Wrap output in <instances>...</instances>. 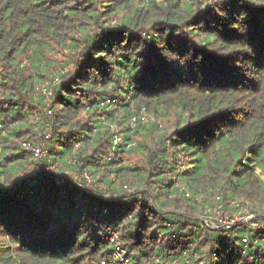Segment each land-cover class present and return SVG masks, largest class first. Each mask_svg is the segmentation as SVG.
Segmentation results:
<instances>
[{"label": "trees", "instance_id": "1", "mask_svg": "<svg viewBox=\"0 0 264 264\" xmlns=\"http://www.w3.org/2000/svg\"><path fill=\"white\" fill-rule=\"evenodd\" d=\"M200 1L0 0V264H124L111 230L127 264H264V235L199 219L217 195L264 216V0ZM143 112L160 139L125 149ZM48 123L62 177L23 146Z\"/></svg>", "mask_w": 264, "mask_h": 264}, {"label": "built area", "instance_id": "2", "mask_svg": "<svg viewBox=\"0 0 264 264\" xmlns=\"http://www.w3.org/2000/svg\"><path fill=\"white\" fill-rule=\"evenodd\" d=\"M206 5H208L210 8L214 7L215 1L213 0H203ZM54 82L58 83L59 79L56 77L54 79ZM44 93H50V91L47 90V88H43ZM116 99H108L105 101V104H115ZM104 104V102H103ZM47 113L51 114L52 109H47ZM33 118L35 119L36 122L39 120V115L35 111L33 114ZM149 119V116L147 113L143 112L139 116V118H134L130 122L131 128L134 129L138 123V121L145 122ZM50 129V123L47 124L46 126V131L44 134L41 136L39 141H30V140H25L23 141V146L26 149H29L32 152L33 155V160L35 161V167L33 168L34 171L37 169V165L41 163L42 159L47 156L48 154V149L46 147V143L51 137V131ZM123 133H118L115 135L113 139V149L117 148V145L123 141ZM137 145V140H131L128 141L125 145V149H130L134 146ZM82 178L87 179L89 183L92 182V177L87 174H83ZM184 188V186H182ZM129 190H132L129 188ZM186 195L189 196L190 192H186ZM217 200L218 203L214 207L208 206L205 210V218L201 219V224L204 226H209L212 228H219V227H232L236 226L238 224L245 226L248 230L251 229L252 232H255L259 235H264V223L258 219V217L255 216V213L251 210L249 207V204L244 202L243 200L235 199V198H230L227 201V206L225 207L222 202H220L221 197L217 195ZM111 235L110 238L112 241L115 242V249H114V255L116 258L121 259L124 264L128 263V258H125L124 256V248L121 244V240L119 238V235L116 231L111 230L109 232ZM249 236H245L243 238V241L245 243H248L249 241ZM99 264H111L110 262L107 261H101Z\"/></svg>", "mask_w": 264, "mask_h": 264}, {"label": "rangeland", "instance_id": "3", "mask_svg": "<svg viewBox=\"0 0 264 264\" xmlns=\"http://www.w3.org/2000/svg\"><path fill=\"white\" fill-rule=\"evenodd\" d=\"M184 1H186V0H184ZM188 1V0H187ZM190 1V0H189ZM195 1H197V0H195ZM214 1V0H213ZM181 2H183V0H181ZM200 3H201V5H206L205 4V2L203 1V0H201L200 1ZM68 54L66 53V52H64V51H62V52H59L55 57H57V60H59L60 61V63H63V64H66V62H65V60L66 59H68V56H67ZM73 64V63H72ZM72 64H68V66H67V69L68 68H71V70L70 71H72L75 67H74V64L72 65ZM62 67H57V68H53L52 70H51V76L52 77H58V79H59V82H60V79H61V77L60 76H58V71H61L60 69H61ZM58 82V83H59ZM55 84H56V82H54ZM48 85H50L51 84V81H49L48 83H47ZM50 87V86H49ZM48 91H50V90H48ZM45 94H49V93H45ZM50 95V94H49ZM99 118H101V117H99ZM153 118V116H152V114H150L149 115V119L147 120V121H145V125L143 126V128L141 129V132L139 133V134H137L136 136H135V140H142L143 139V136H146L147 138H148V141H149V143L150 144H154V145H156L157 144V140L158 139H160V135L162 134V131L160 130V131H158L157 129H154V130H151L149 127L152 125V122H151V119ZM77 120H79L82 124H84L86 121H87V114H86V111H81V113H80V115H79V117L77 118ZM112 129H116V128H118V126H113V127H111ZM118 131H119V129H118ZM117 131V132H118ZM118 133H121V131L120 132H118ZM117 133V134H118ZM126 160H130V161H135V160H137V159H139V158H143V156L140 154V153H137V152H133V154H127L126 156ZM47 160V161H46ZM44 161H46L45 163H44ZM36 165V164H35ZM35 165H33V167H32V169H31V171L32 172H34V173H36V174H40V173H48V174H52V175H54V176H57V177H62V176H64V175H68L70 172H68V170L67 169H65V172H63V169H62V167H61V163L60 162H58V161H56V160H54V159H52L51 157H50V155L49 154H47V156H45L43 159H42V161H41V163L39 164V166L37 165V169H36V171H34L33 170V168L35 167ZM83 174H87V175H89L88 173H79V174H77L76 175V178L77 179H81L82 178V176H83ZM111 173L108 171V176L107 177H109V175H110ZM92 182H91V184H95V181H94V178L92 177ZM87 180V179H86ZM88 182V181H87ZM99 187L102 189H104L105 188V185H104V183L103 182H101V184H99ZM132 190H129L128 192L129 193H134L135 191H136V189H135V187H133L132 186V188H131ZM250 207V206H249ZM251 208V207H250ZM251 210H252V208H251ZM253 213H255V216L256 217H258V219H260V221H262L263 223H264V216L262 217V216H259L256 212H253ZM205 215H206V213L204 212V213H200L199 214V219L201 220V219H204L205 218ZM205 227H207V228H210V229H212V227H209V226H206V225H204ZM220 228V227H219ZM224 228L225 229H227V228H229V227H226V226H224ZM215 229H217V228H215ZM229 234V233H228ZM251 236L252 237H256L257 235H256V233L255 232H251ZM261 240L264 242V237L263 238H261ZM124 250H125V248H124ZM126 252V251H125ZM125 252L123 253L124 254V256H125ZM125 258H126V256H125Z\"/></svg>", "mask_w": 264, "mask_h": 264}]
</instances>
